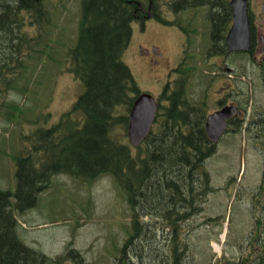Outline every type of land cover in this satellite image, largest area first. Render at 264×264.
Instances as JSON below:
<instances>
[{
    "label": "trees",
    "instance_id": "obj_1",
    "mask_svg": "<svg viewBox=\"0 0 264 264\" xmlns=\"http://www.w3.org/2000/svg\"><path fill=\"white\" fill-rule=\"evenodd\" d=\"M9 1L0 0L1 52L10 48V62L5 61L6 56L0 61V114L12 121L19 105L7 100L8 92L25 96L28 91V86L17 81L26 67L17 60L24 39L21 30L26 16L36 20L44 12L35 0ZM200 7L207 8L209 22L207 57L227 55L225 34L232 19L229 0H148L147 6L139 0H81L79 34L67 52L65 69L81 83L83 91L57 122L35 129L27 138L29 147L13 158L16 189L0 190V264H90L70 243L61 255L50 258L24 245L16 235L14 210L33 207L55 174L87 184L101 176L112 179L130 212V233L118 264H183L187 259L188 231L182 223L203 212L212 188L201 165L216 151L204 129L208 114L205 98L188 97L189 79L196 67L179 66L173 85L170 82L163 87L152 130L139 146L127 144L125 136L120 138L119 128L126 133L130 108L141 93L123 61L132 23L143 27L145 21L154 19L173 25L162 11L178 13ZM250 30L249 53L253 54L252 23ZM13 62L16 66L12 68ZM230 124L234 125L232 131L239 132L244 118ZM252 215L239 256L226 257L219 264H264V151ZM159 236L164 245L154 254L153 243ZM188 260L184 264H193Z\"/></svg>",
    "mask_w": 264,
    "mask_h": 264
},
{
    "label": "rangeland",
    "instance_id": "obj_2",
    "mask_svg": "<svg viewBox=\"0 0 264 264\" xmlns=\"http://www.w3.org/2000/svg\"><path fill=\"white\" fill-rule=\"evenodd\" d=\"M139 1L147 6L148 0ZM37 3L44 15L36 20L28 16L23 19L24 39L17 56L26 66L17 81L28 86V91L25 96L8 92L7 100L19 105L12 121L0 114L2 191L16 189L13 158L29 147L27 138L35 129L57 122L83 91L81 83L65 69L67 52L75 46L79 34L81 0ZM250 3L256 61L241 54L207 58L206 7L178 13L162 11L173 25L149 19L142 28L139 22H133L131 40L123 55L140 92L152 95L158 103H162V88L170 82L173 85L178 77L175 69L183 65L180 62L184 59L187 66L196 67L187 87L191 100L205 98L208 113H212L219 108V100L224 99L225 104L229 99L244 112L241 131L234 132V125L229 126L216 143L215 153L202 162L201 169L208 173L212 191L205 198L203 212L182 223L188 231L185 240L190 255L186 261L190 259L193 264H219L226 257L236 258L253 223L264 151V127L260 128L264 122V56L257 54L261 48L259 37L264 35V0ZM176 27L189 38L183 39L184 33ZM1 50L2 46L0 61L6 56L5 61L10 62V48ZM189 55L192 59H188ZM152 59L157 64L152 66ZM15 62L11 67L16 66ZM225 68L234 72L223 75ZM225 80H231L234 86L228 98L217 95ZM119 137L128 144L126 133L120 128ZM14 215L18 239L50 258L61 255L70 243L86 263L118 264L117 258L130 233L128 205L108 176L87 184L66 174H55L49 187L38 194L35 205L23 212L14 210ZM163 242L160 236L155 240L154 254L162 251ZM213 243L220 247L219 253L213 251Z\"/></svg>",
    "mask_w": 264,
    "mask_h": 264
},
{
    "label": "water",
    "instance_id": "obj_3",
    "mask_svg": "<svg viewBox=\"0 0 264 264\" xmlns=\"http://www.w3.org/2000/svg\"><path fill=\"white\" fill-rule=\"evenodd\" d=\"M232 11V23L226 34V45L228 53L248 52L250 50V22L248 18V0H230ZM264 40L261 38V48L264 51ZM158 104L154 97L148 93L140 94L133 102L128 115L127 139L133 146H139L148 136L154 123ZM235 106H225L222 109L209 114L205 120V132L212 143L218 139L226 130V121L234 115H238Z\"/></svg>",
    "mask_w": 264,
    "mask_h": 264
},
{
    "label": "flooded vegetation",
    "instance_id": "obj_4",
    "mask_svg": "<svg viewBox=\"0 0 264 264\" xmlns=\"http://www.w3.org/2000/svg\"><path fill=\"white\" fill-rule=\"evenodd\" d=\"M2 1H4V2H7V1H9V0H2ZM8 3H10V1L9 2H7V4ZM249 3H250V0H249ZM2 5V4H1ZM0 11H2L1 10V8H0ZM248 12H249V15H250V17H252L253 16V14L251 13V3H250V5L248 6ZM262 12L264 13V3L262 4ZM177 29H179L180 31H182L183 33H184V38L183 39H188L189 38V36L185 33V31L183 30V29H181L180 27H176ZM229 28V27H228ZM228 28H227V30H228ZM226 30V31H227ZM189 33V32H188ZM260 38V37H259ZM261 39V38H260ZM140 53H142V50L140 51ZM257 54H259V57H262V56H264V52L262 53V54H260L259 53V51H258V53ZM247 56H249L250 58H252V59H254L255 61L257 60L255 57L256 56H254L253 54H250V53H248L247 54ZM264 58V57H263ZM185 60L184 59H182L181 60V62H180V64L182 63V62H184ZM151 64H152V66L154 65V64H157V62L154 60V59H152L151 60ZM261 66H262V61H261ZM178 68V66L176 67V69ZM175 69V70H176ZM224 73H223V75H228V74H230V73H233L234 72V70L232 69V68H225L224 69V71H223ZM170 73L168 72L166 75H169ZM230 77V76H229ZM231 79V78H230ZM223 84H225V86H221L220 88H219V90L217 91V95L218 96H220V97H223V96H230L231 95V91L233 92V83H232V81L231 80H225V81H223ZM228 98V97H227ZM235 101V100H234ZM223 102H224V99L223 100H219V102H218V104H219V108H221L222 106H224V105H229V104H234L235 102H231V101H229V99H227V102L225 103V104H223ZM221 105V106H220ZM242 112V114L241 115H243V111H241ZM240 115V116H241ZM262 123V126L264 125V122H261ZM253 127H256V125L255 126H253Z\"/></svg>",
    "mask_w": 264,
    "mask_h": 264
},
{
    "label": "bare ground",
    "instance_id": "obj_5",
    "mask_svg": "<svg viewBox=\"0 0 264 264\" xmlns=\"http://www.w3.org/2000/svg\"><path fill=\"white\" fill-rule=\"evenodd\" d=\"M221 238H223V235H221ZM214 248L216 249V251L219 250V246L217 244H214ZM186 262V259H183V264Z\"/></svg>",
    "mask_w": 264,
    "mask_h": 264
}]
</instances>
